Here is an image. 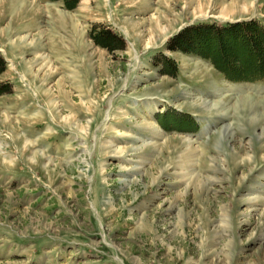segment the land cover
<instances>
[{"label":"rangeland","instance_id":"1","mask_svg":"<svg viewBox=\"0 0 264 264\" xmlns=\"http://www.w3.org/2000/svg\"><path fill=\"white\" fill-rule=\"evenodd\" d=\"M0 264H264V0H0Z\"/></svg>","mask_w":264,"mask_h":264},{"label":"trees","instance_id":"2","mask_svg":"<svg viewBox=\"0 0 264 264\" xmlns=\"http://www.w3.org/2000/svg\"><path fill=\"white\" fill-rule=\"evenodd\" d=\"M209 30H211L210 27H204L203 29H201V31H203V32L204 31H209ZM195 31L199 32L200 30H196V29L193 30V32H195ZM188 33H190V32L185 31V32L182 33V35H178L173 40L172 45H174V44L175 45L174 46L171 45L170 50H173V51L174 50L187 51V48L185 47V45L186 46L189 45V40L187 38L184 39V36L186 34H188ZM104 35L107 38V41L109 40V42H113L114 40H116L115 39L116 38L115 35H113L111 32H105ZM104 47H109L108 43H106V44L104 43ZM205 59L207 61H209V62L211 61L213 63V65H214L215 70L218 72V74H220L222 76H225V77L228 78L230 73H232V72L236 73L237 72V75L239 73V75H238L239 79L240 78H245L243 75H241V74H244V73L241 72L243 70V66L240 63V61H237V62H232V61L230 62L229 61L228 63H226L227 64L226 67L225 66L224 67H220V66H218V64L211 57L210 58H205Z\"/></svg>","mask_w":264,"mask_h":264}]
</instances>
